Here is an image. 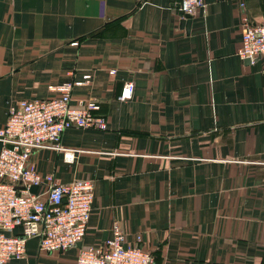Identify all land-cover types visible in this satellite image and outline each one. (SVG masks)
<instances>
[{
    "label": "crops",
    "instance_id": "0c3cea01",
    "mask_svg": "<svg viewBox=\"0 0 264 264\" xmlns=\"http://www.w3.org/2000/svg\"><path fill=\"white\" fill-rule=\"evenodd\" d=\"M177 2L0 0V129L11 103L56 98L85 75L70 106L94 102L107 122L63 133L71 164L50 149L31 155L60 183L93 182L82 241L44 253L33 237L7 264H76L114 224L155 264H264V58L237 55L264 0H205L188 27Z\"/></svg>",
    "mask_w": 264,
    "mask_h": 264
},
{
    "label": "built area",
    "instance_id": "2783aa9c",
    "mask_svg": "<svg viewBox=\"0 0 264 264\" xmlns=\"http://www.w3.org/2000/svg\"><path fill=\"white\" fill-rule=\"evenodd\" d=\"M205 6V0H178L176 12L180 21H186L187 16L192 18ZM237 55L250 63L264 58V21L243 24ZM91 80V75H85L81 82L62 85L56 98L22 100L8 107L6 123L0 129V264L24 258L30 238L39 239L41 252L63 253L76 247L85 235L94 198L93 182L60 183L52 174H41L31 155L37 149H50L60 152L71 164L76 151L60 146L66 130L107 129L106 119L93 115L99 110L94 102L80 109L70 106L72 87L87 86ZM133 91V83L126 82L118 100H130ZM33 187L43 190L35 194L31 192ZM76 264L155 262L139 245L126 244L123 232L114 224L112 237L101 246L80 249Z\"/></svg>",
    "mask_w": 264,
    "mask_h": 264
},
{
    "label": "water",
    "instance_id": "95a60500",
    "mask_svg": "<svg viewBox=\"0 0 264 264\" xmlns=\"http://www.w3.org/2000/svg\"><path fill=\"white\" fill-rule=\"evenodd\" d=\"M187 18V20L186 21H181V24L183 25V26H189V24H190V21H191V17H189V16H187L186 17ZM248 62H250L249 60H247ZM4 233V235L6 236V237H9V233H7V232H3Z\"/></svg>",
    "mask_w": 264,
    "mask_h": 264
}]
</instances>
